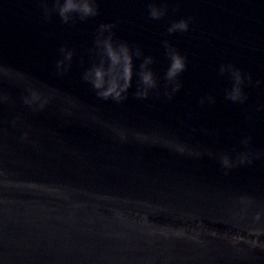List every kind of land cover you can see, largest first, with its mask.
I'll return each instance as SVG.
<instances>
[{
  "label": "water",
  "instance_id": "water-1",
  "mask_svg": "<svg viewBox=\"0 0 264 264\" xmlns=\"http://www.w3.org/2000/svg\"><path fill=\"white\" fill-rule=\"evenodd\" d=\"M93 3L0 0V264H264V0ZM105 40L121 102L84 79Z\"/></svg>",
  "mask_w": 264,
  "mask_h": 264
},
{
  "label": "clouds",
  "instance_id": "clouds-1",
  "mask_svg": "<svg viewBox=\"0 0 264 264\" xmlns=\"http://www.w3.org/2000/svg\"><path fill=\"white\" fill-rule=\"evenodd\" d=\"M56 8L59 11V15L65 22L69 20L70 14L72 13H79L81 18L95 16L97 14L93 0H64L62 4L60 3V0H56ZM150 14L154 19L159 18V14L155 8L151 10ZM101 27L103 28L104 26L102 25ZM187 27V23L181 21L173 25L169 31L172 32L176 29H182L186 31ZM103 44L106 50V55L111 62L109 67L105 68L104 61L101 59L100 63L94 65L92 69H90L85 74L84 79L92 84L93 88L97 92L98 97L104 100L111 98L116 102H121L126 98L124 94L131 87V81L133 77L132 55L124 46H121L119 51L114 50L109 40H105ZM136 55H140L139 51L136 52ZM71 57L72 53L68 52L67 59L71 60ZM151 63L152 59L148 58L144 64L141 65L142 71L139 73L141 86H145L146 89L156 87V83L153 79V74L151 71H145L146 66ZM59 66L60 65H58V67ZM113 66L122 67V72H115ZM183 67L184 65L181 59L178 56H173L172 64L167 72V78L171 79L172 77L176 76L180 71L183 70ZM137 96L140 98H146L147 91L145 90L143 93L138 91ZM25 103L29 105L39 103V97L34 96L31 101L26 99Z\"/></svg>",
  "mask_w": 264,
  "mask_h": 264
}]
</instances>
